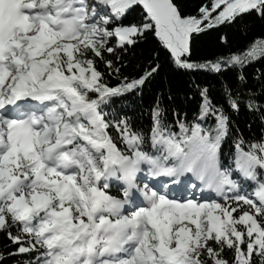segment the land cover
Here are the masks:
<instances>
[{
    "label": "snow or ice",
    "instance_id": "snow-or-ice-1",
    "mask_svg": "<svg viewBox=\"0 0 264 264\" xmlns=\"http://www.w3.org/2000/svg\"><path fill=\"white\" fill-rule=\"evenodd\" d=\"M253 16L264 22V0H208L187 15L177 0H0V233L17 245L8 256L264 264V67L254 77L259 91L244 71L264 59V36L232 52L225 32L217 39L227 54L191 55L194 37L209 30L235 28L247 39ZM149 34L157 47L143 72L124 76L118 53ZM162 54L177 70L236 71L235 90L223 84L225 103L254 114L259 134L246 139L199 85L191 118L173 108L169 121L161 93L150 124L134 126L114 101L142 93Z\"/></svg>",
    "mask_w": 264,
    "mask_h": 264
},
{
    "label": "trees",
    "instance_id": "trees-1",
    "mask_svg": "<svg viewBox=\"0 0 264 264\" xmlns=\"http://www.w3.org/2000/svg\"><path fill=\"white\" fill-rule=\"evenodd\" d=\"M181 6L182 14H196L198 7L201 4L207 3L208 0H177ZM140 9L135 8L132 11L125 23L130 22L133 17L139 13ZM249 32L247 39L242 37V34L237 32L235 28L220 27L219 30H209L208 32L194 37L192 41V59L194 61H203L205 59H214L216 56L227 54V50L223 48L222 44L218 41V36L228 33L231 41V50L236 52L238 49L243 50L247 44L254 38L264 36V22L260 21L255 16L248 17ZM157 47L155 38L149 34L146 41L138 43L134 50L128 53H118L123 55V60L127 62V66H121V72L124 76L133 77L143 72L144 66L147 63L150 55ZM106 56L109 59H115L114 56ZM160 69L143 87L142 93L132 92L127 94L123 98L116 99L114 101L116 109H124L126 114L130 115L133 120L134 126H147L150 124V118L148 110L155 103L157 94L162 95V103L168 108V120L173 119L172 109H179L181 112H187L188 117L191 118L193 114L197 113L198 105L200 103V94L196 87H207L209 94L214 102L223 104L225 110L229 112L232 120L240 127L244 132L245 138L250 139L253 135H258L259 122L254 118V114L248 112L243 106L239 115L232 113L228 105L225 103L224 96L222 94L223 84L226 82L233 86L235 90V83L237 72L232 70H223L220 74L211 73L208 71H184L177 70L172 64L170 58H166L165 55L160 56ZM101 71L107 72V69L103 64H98ZM264 67V59L258 62H253L251 66L245 68V73L248 75L249 87L253 90H260V83L254 79L257 69ZM109 83L115 85L118 83L116 78H109ZM171 95L172 100L169 101L167 97ZM143 113V116H142ZM252 125V131H248V125ZM115 134V130H110ZM145 131L147 128L145 127ZM225 158L230 155L229 144L224 146ZM227 162V159L226 161ZM113 194H116V190L113 189ZM17 245L11 244L7 237L0 233V253L4 254V259L0 260V264H17V261L29 258L27 254L22 256H8L9 252H12ZM230 255V253H226Z\"/></svg>",
    "mask_w": 264,
    "mask_h": 264
}]
</instances>
